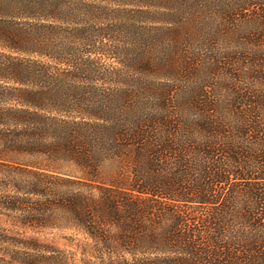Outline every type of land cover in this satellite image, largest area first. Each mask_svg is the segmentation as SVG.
Masks as SVG:
<instances>
[{"label":"trees","instance_id":"16d2710c","mask_svg":"<svg viewBox=\"0 0 264 264\" xmlns=\"http://www.w3.org/2000/svg\"><path fill=\"white\" fill-rule=\"evenodd\" d=\"M27 228L76 249L0 264H264V0H0V236Z\"/></svg>","mask_w":264,"mask_h":264},{"label":"rangeland","instance_id":"374dc122","mask_svg":"<svg viewBox=\"0 0 264 264\" xmlns=\"http://www.w3.org/2000/svg\"><path fill=\"white\" fill-rule=\"evenodd\" d=\"M23 232L24 234H21L20 237H16L19 242H13L11 241L10 238L5 239L1 238V241H5L6 243H11L12 246L16 245L19 248H29V243L27 237H34L37 238L39 241L47 244H52L55 247L59 248L60 250H67V251H75V241L76 237L72 233V230L69 229H63V228H44L38 231H33L32 229H25V230H19ZM20 238V239H19ZM31 250H36V251H42V249L39 248H32ZM78 256V254H76Z\"/></svg>","mask_w":264,"mask_h":264}]
</instances>
